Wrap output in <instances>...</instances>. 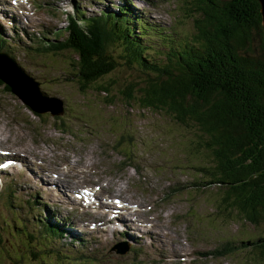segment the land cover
<instances>
[{
  "label": "rangeland",
  "instance_id": "rangeland-1",
  "mask_svg": "<svg viewBox=\"0 0 264 264\" xmlns=\"http://www.w3.org/2000/svg\"><path fill=\"white\" fill-rule=\"evenodd\" d=\"M185 1L158 0L154 5L147 0H131L134 6L131 10L137 18H143L157 30L161 25L166 27V33L177 28L176 38L180 34L186 37L193 31V18ZM79 2L86 13L99 14L105 5L109 6V12L113 11L120 0ZM3 3L9 4L0 2ZM156 11L157 15L154 14ZM151 16L159 17L161 25L154 24ZM18 18L20 28L36 30L39 25L52 22L60 29L59 23L42 15L28 14ZM135 28L140 25L136 24ZM10 33L11 29L5 23L2 34L9 38ZM56 34L58 32L50 34V38L54 40ZM159 41L153 37L152 42L143 40V43L156 49ZM26 43L22 41L18 46L14 42V50L19 56L23 55L20 65L40 83L41 91L62 101L66 112L62 119L38 117L0 85V148L10 151L11 157L18 161V172L8 168L0 175V264H67L77 253L87 252L88 248L94 253V264H180V256L185 257L184 264H264L249 253V248L224 258L200 255L228 238L255 240L264 235V224L254 229L218 221L210 205L212 200L219 198L218 188L192 186L200 179L196 172L198 164L202 165L207 158L200 146L203 139L199 134L203 135L197 126L184 129L175 123L167 126L161 122L165 118L162 113H143L135 109L130 112L131 116L123 119L112 116L111 109L104 106L101 98L94 97L95 92L88 90L92 94L82 95L75 77L73 81L68 80L73 76V66L66 56L58 53L32 57L25 54V50L24 53L20 51L25 49ZM131 71L118 69L98 84H113L112 89L117 91L129 77L135 80L142 76L135 69ZM114 109L126 114L125 107ZM108 118L116 119L119 124L108 122ZM61 122L67 130H77L73 140L65 138L68 141L62 142ZM122 133L135 138L140 179L134 178L132 170L122 176L116 170L120 157L111 151V145ZM197 144L201 149H196ZM186 149L190 150L189 155L183 152ZM0 160L4 158L0 157ZM43 179L48 180L46 186L42 184ZM84 185L99 186L100 197H121L130 205H137V210L132 212L129 207L125 208L119 217L124 224L118 222L115 226L118 230L114 232L108 225H96L90 230L88 223L106 218L107 206L102 204L104 207L100 209L80 210L81 205L73 198V192ZM167 188L179 192L160 203ZM15 193L22 198L38 197V202L43 203L54 217L65 218L64 224L57 222L61 234L44 229L46 238H42L35 232V226L27 222L28 216L23 213L22 219L17 218L11 207L17 203ZM27 232L32 233L34 239L29 240ZM57 236L59 239H52ZM126 238L132 239L131 250L135 248V253L130 251L119 256L108 252L114 243ZM32 251L37 253L35 257L31 255Z\"/></svg>",
  "mask_w": 264,
  "mask_h": 264
},
{
  "label": "trees",
  "instance_id": "trees-1",
  "mask_svg": "<svg viewBox=\"0 0 264 264\" xmlns=\"http://www.w3.org/2000/svg\"><path fill=\"white\" fill-rule=\"evenodd\" d=\"M185 6L193 18V31L186 37L180 34L176 38L177 28L171 33L161 29L153 35L133 31L122 14L119 18L111 14L107 22L95 25L88 33L73 27L64 40L56 35L51 45L35 50L66 56L73 66L68 80L75 77L82 95L91 93L88 90L95 92L94 97L101 98L112 116L123 119L135 109L162 113L165 118L161 122L167 126H197L204 136L199 134L207 158L200 159L203 164L196 168L200 179L192 185L218 188V200L210 202L218 221L257 229L264 224V35L260 6L257 0H186ZM153 37L160 40L156 49L143 43L152 42ZM0 51L10 53L4 40H0ZM118 69H135L142 76L135 80L129 77L117 91L113 84H98ZM118 106L126 108L125 115L114 109ZM107 121L119 124L114 118ZM183 152L189 155L190 150ZM234 244L249 248V253L264 263V235L255 240L228 241L229 254L236 248L231 247Z\"/></svg>",
  "mask_w": 264,
  "mask_h": 264
},
{
  "label": "water",
  "instance_id": "water-1",
  "mask_svg": "<svg viewBox=\"0 0 264 264\" xmlns=\"http://www.w3.org/2000/svg\"><path fill=\"white\" fill-rule=\"evenodd\" d=\"M257 2L260 6L261 26L264 35V0H257ZM14 64L16 63H12L11 61H9L5 55H0V80L3 81L5 80L8 83H10L12 92L16 94L19 97V99L23 103L28 105L34 112H38V113L50 112L52 115H62L63 114L62 101L56 97L50 98L49 96L43 94L39 89V83L35 82L34 79H31L28 76H26ZM11 82L14 84H12ZM115 248H117L118 252L120 253H124L128 249L126 245L122 247L121 244L117 245Z\"/></svg>",
  "mask_w": 264,
  "mask_h": 264
},
{
  "label": "bare ground",
  "instance_id": "bare-ground-1",
  "mask_svg": "<svg viewBox=\"0 0 264 264\" xmlns=\"http://www.w3.org/2000/svg\"><path fill=\"white\" fill-rule=\"evenodd\" d=\"M43 182L44 183H42L44 186H46L47 185V182H48V180H46V181H44V179H43ZM125 226H126V224H125ZM125 226H124V228H125ZM162 248H164V247H162ZM174 250V249H173Z\"/></svg>",
  "mask_w": 264,
  "mask_h": 264
}]
</instances>
